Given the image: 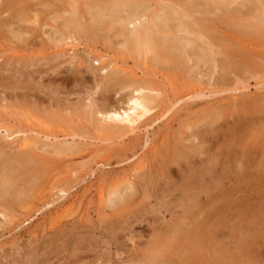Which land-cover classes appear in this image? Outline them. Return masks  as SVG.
Instances as JSON below:
<instances>
[{
  "label": "rangeland",
  "instance_id": "374dc122",
  "mask_svg": "<svg viewBox=\"0 0 264 264\" xmlns=\"http://www.w3.org/2000/svg\"><path fill=\"white\" fill-rule=\"evenodd\" d=\"M263 16L264 0H0V123L56 136L0 133V264H264ZM74 17L101 23L69 46ZM143 25L173 51H131ZM138 81L154 110L114 133L100 113Z\"/></svg>",
  "mask_w": 264,
  "mask_h": 264
},
{
  "label": "bare ground",
  "instance_id": "6f19581e",
  "mask_svg": "<svg viewBox=\"0 0 264 264\" xmlns=\"http://www.w3.org/2000/svg\"><path fill=\"white\" fill-rule=\"evenodd\" d=\"M83 1V0H82ZM219 1V0H218ZM222 1V0H221ZM229 1V0H228ZM231 1V0H230ZM70 2H72V3H74V5H72L71 7H72V14L73 13H75L76 14V11H77V4H79V1H75V2H73V1H70ZM217 2V1H216ZM224 2V1H223ZM81 3V2H80ZM218 3V2H217ZM102 4H103V2H102ZM142 4V3H141ZM149 4V3H148ZM70 5V4H69ZM75 5H76V7H75ZM112 5V4H111ZM144 5V4H143ZM224 4H222L221 3V6H223ZM102 7H99V11L98 12H100V13H98V16H99V14L100 15H103L104 14V12L106 11H108L109 12V14H110V16H112V17H115L116 16V13L117 12H113L112 11V9L110 10V6L107 4V3H104L103 5H101ZM114 6H116V5H114ZM112 7V6H111ZM141 8V7H140ZM147 8V7H146ZM131 9V8H130ZM174 9V8H173ZM121 10V9H120ZM135 10H136V12L135 13H133V14H131V16L130 17H127V19L128 20H126L127 22V25H129V24H132V23H134V22H136V20H139V19H141L144 15H145V12L143 11V8H141V9H139V7H135ZM144 10H146L147 11V9H145V6H144ZM259 9H256V11H258ZM70 11V12H71ZM130 11H132V10H130ZM120 12V11H119ZM254 12V11H253ZM260 12H262V10L260 11ZM256 13V12H255ZM72 14L70 15V17L72 16ZM263 14V13H262ZM261 14V15H262ZM97 15V14H96ZM161 15V14H160ZM169 15V14H168ZM77 16V15H76ZM118 16V15H117ZM127 16V15H126ZM157 16V15H156ZM80 17H82V16H80ZM100 17V16H99ZM102 17V16H101ZM161 17H163V16H161ZM260 17V16H259ZM259 17H256L257 19L256 20H258L259 19ZM83 18V17H82ZM160 17H157V18H155V20L157 21V19H159ZM165 18V17H164ZM263 18H264V16H263ZM263 18L261 19V21H264L263 20ZM71 20L68 22L69 23V25L68 26H66V27H68V28H66L65 29V32L62 34V40H63V42L64 43H66V44H68L69 46H74V44H75V42H76V34L74 33V31L76 30L78 33H79V31H81L82 33H84V34H94L95 32V26L96 25H99V23H101V22H99V20H97V19H95L94 21H95V24H90L89 26H86V27H84L83 25V27H79V18H77L76 19V17H74V18H70ZM259 19V20H260ZM81 20H83V19H81ZM116 20V19H115ZM163 20V19H162ZM101 21H103V20H101ZM113 21V20H112ZM121 21V20H120ZM104 22V21H103ZM103 22H102V24H103ZM115 22V21H114ZM124 22V21H123ZM258 22V21H257ZM260 22V21H259ZM78 23V24H77ZM150 24V23H149ZM148 24V25H149ZM160 24V23H159ZM255 24V23H254ZM106 25H107V23H106ZM132 25H134V24H132ZM146 25V24H145ZM145 25H143L144 27H142V28H138V29H134V28H132V29H130V30H124L125 31V37H127L128 38V36L129 37H131L130 39H131V43H130V50L131 51H133L134 53H137V52H141V50L142 51H144V50H151V51H154L155 52V54L156 55H164V54H168V51H169V49L172 47V44H171V47L169 48V46H167L168 44H170L169 42H167L168 44H166V42L164 41V39L166 38V36H165V38H161V37H163L166 33H169L168 31L164 34V32L165 31H163L162 32V34H164L163 36H161V35H159V37H154V36H158V33L157 34H155V35H153L152 34V32H151V29H150V27L151 26H145ZM152 27L153 28H157V23L156 22H152ZM177 25V24H176ZM162 26H163V24H162ZM179 26L180 27H185V26H183L182 24L180 25V23H179ZM243 26V25H242ZM247 26V25H246ZM255 26V25H254ZM167 27V26H166ZM178 27V26H177ZM253 27V26H252ZM159 28V27H158ZM182 28V29H183ZM247 28V27H246ZM249 28V27H248ZM100 29V28H99ZM72 30V31H71ZM74 30V31H73ZM94 30V31H93ZM96 30H97V28H96ZM159 30H162V29H157V30H155V31H159ZM165 30V29H164ZM184 30H185V28H184ZM188 30V29H187ZM258 30V29H257ZM153 32H154V30H153ZM186 32V31H185ZM248 32H250V31H248ZM252 32V31H251ZM254 32H256L255 34L257 35V31H255L254 30ZM253 32V33H254ZM186 33H191L190 31L189 32H186ZM253 33H251V35L253 34ZM263 33V32H262ZM262 33H260V35H263ZM200 34V32H198V35ZM254 34V35H255ZM170 36H171V30H170V34H169ZM198 35H197V37H198ZM257 36H259V34L257 35ZM169 37V36H168ZM172 37H173V34H172ZM172 37H169V38H171L172 40V43H173V38ZM204 37V36H203ZM61 40V39H60ZM165 40H167V39H165ZM170 40V39H169ZM175 40H177V39H175ZM175 44H178L177 46L179 47V43L178 42H176ZM175 44H173V45H175ZM252 45V44H251ZM250 45V46H251ZM181 46V45H180ZM129 47V46H128ZM173 47H176V45L175 46H173ZM252 47V46H251ZM69 49H73V47H69ZM144 49V50H143ZM172 49V48H171ZM170 49V50H171ZM179 49H183V48H179ZM68 50V49H67ZM264 50V49H263ZM150 51V52H151ZM173 50H171V52H172ZM179 51V50H178ZM205 52H207L208 51V49H206V50H204ZM132 52V53H133ZM147 52V51H146ZM149 52V51H148ZM176 52V51H175ZM180 53H181V51H179ZM179 54V53H178ZM177 54V55H178ZM183 54L186 56V53L185 52H183ZM181 55V54H180ZM180 55H178V57H180V58H182ZM183 55V56H184ZM170 56V55H169ZM157 57V56H156ZM100 59L101 58V56H99V57H97V59ZM174 58V57H173ZM175 59V58H174ZM185 59V58H184ZM207 59V58H206ZM175 61H177V63H178V65H182L183 66V60L182 59H177V60H175ZM187 61V60H186ZM109 65V64H108ZM116 65V64H115ZM146 66V65H145ZM176 67V66H175ZM181 67V66H180ZM123 68V67H122ZM119 69V68H118ZM138 80H141V79H138ZM135 81V80H134ZM199 93V94H198ZM201 93H203L202 92V89H200L196 94H198V96L201 94ZM160 94H159V91L155 88V87H153V86H150V83H149V85H148V82L146 83H144V82H136V83H134L133 85H131V91H130V93H129V95L127 96V98H126V101H125V104H124V108H119L118 106H116L117 108H110V109H107V110H105V111H103V112H98V113H100V115H101V117H102V121L103 122H105V123H110V126H109V129L111 128V130H113L114 131V133L115 132H122L124 129H128L129 131H134V130H137L139 127H140V122H141V120H143L144 118L143 117H146L148 114H150L153 110H154V106H153V103L155 102L154 100L159 96ZM202 95H204V94H202ZM200 97V96H199ZM197 98V97H196ZM156 104V103H155ZM110 107V106H109ZM107 108V107H106ZM156 108V107H155ZM104 110V109H103ZM149 116V115H148ZM147 116V117H148ZM150 116H152V115H150ZM100 119V118H99ZM98 121H100V120H98ZM107 121V122H106ZM29 123V122H28ZM107 123V124H108ZM1 124V123H0ZM3 124V123H2ZM0 125V133L3 131L4 132V138H6L7 140H9L10 141V143L11 144H13V143H17V145L19 146V147H26V146H29V145H32V141L34 140L35 141V139L37 140V138H38V136L40 137V135L41 136H45V139L46 140H48L49 142L52 140V138H56V136H55V134H53V133H49L50 135H48L47 136V132H48V130H46V133H45V131H44V129L42 128V130L43 131H38V132H35V133H37V135L38 136H36V135H34L35 133H33L34 131L32 130V133L33 134H29L26 130H24V129H17L16 128V130L13 132V131H11L10 130V128H8V126L6 125ZM100 124V123H99ZM31 125V124H30ZM42 125V124H41ZM109 125V124H108ZM143 125V124H142ZM37 126H39V125H37ZM99 126V125H98ZM101 126V125H100ZM42 127V126H41ZM28 128H30V127H28ZM102 128H103V126H102ZM105 128V127H104ZM107 128V127H106ZM40 129V128H39ZM100 128H98V130H99ZM36 130V129H35ZM104 130V129H103ZM139 130V129H138ZM49 131H50V129H49ZM106 131V130H105ZM110 131V130H109ZM112 131V132H113ZM29 132H31L30 130H29ZM73 132V131H72ZM111 132V131H110ZM106 133V132H105ZM124 133H126L125 132V130H124ZM117 134H119V133H117ZM54 135V136H53ZM116 135V134H115ZM36 136V137H35ZM66 136H68L67 134H64L63 135V137H66ZM74 136V135H73ZM49 137H51V138H49ZM120 137V136H119ZM38 140H39V138H38ZM42 140V139H41ZM103 141V140H102ZM38 142V141H37ZM52 142V141H51ZM50 142V143H51ZM35 143V142H34ZM33 143V144H34ZM53 144V143H52ZM61 144V143H60ZM37 145H39V144H37ZM36 145V146H37ZM46 145H49V144H45V147H46ZM64 145V144H63ZM35 146V145H34ZM35 146V147H36ZM44 146V145H43ZM73 146V145H72ZM40 147H41V144H40ZM40 147H37V148H40ZM48 147V146H47ZM43 149H44V147H43ZM51 149V148H50ZM34 150V149H33ZM69 151V150H68ZM63 152V151H62ZM4 164L5 163H3V167H4ZM7 166V165H6ZM10 166V165H9ZM7 168V167H6ZM8 170H10V172H12L13 171V168H7ZM8 170H7V173H8ZM5 174L6 176L8 175V174ZM9 176V175H8ZM7 176V177H8ZM9 178V177H8ZM7 178V179H8ZM126 183H130V179H126V181H125ZM3 183H5V181L3 182ZM132 183V182H131ZM6 186V185H5ZM4 186V187H5ZM9 186V185H8ZM56 186V185H55ZM58 186V185H57ZM56 186V187H57ZM3 187V188H4ZM121 187H122V185H121ZM0 188L1 189H3L2 188V185L0 186ZM7 189V188H6ZM57 189V190H56ZM55 190H56V192H55V194L54 195H58L59 196V194H60V196L59 197H63V199L64 200H66L67 199V197H68V190H66V189H63V188H56ZM125 189V188H124ZM115 190V191H114ZM112 192L113 193H116L117 192V190H119L118 188L116 189H114ZM4 191V190H3ZM6 191V190H5ZM103 191V190H102ZM2 192V191H1ZM121 192V191H120ZM124 192V191H123ZM125 192H127V191H125ZM118 193V192H117ZM100 194V193H99ZM125 194V193H124ZM121 195H122V193H121ZM129 195V194H128ZM123 196V195H122ZM100 199H102V197H103V193L102 194H100ZM98 197V198H99ZM118 197V196H117ZM69 199V198H68ZM107 199V198H106ZM110 199V198H109ZM72 200V199H71ZM53 201V200H52ZM72 202L73 201H70L69 200V202H68V205H69V207H72ZM109 202V201H108ZM120 202V201H119ZM50 203V202H49ZM49 205V204H48ZM51 205H52V203H51ZM64 205V204H63ZM66 205V207H67V204H65ZM68 207V208H69ZM73 208V207H72ZM72 208H70V210L72 209ZM60 210H62V208H60ZM66 210V209H65ZM67 211H69V210H67ZM60 212V211H59ZM58 212V213H59ZM0 213H2V214H4L3 213V211H1L0 210ZM57 213V212H56ZM6 215V214H5ZM3 216V215H2ZM7 217V216H6Z\"/></svg>",
  "mask_w": 264,
  "mask_h": 264
}]
</instances>
